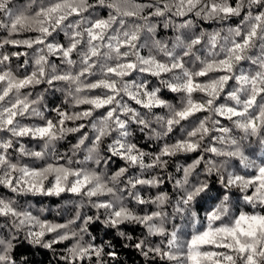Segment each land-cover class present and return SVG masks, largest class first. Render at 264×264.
<instances>
[{"label": "snow or ice", "instance_id": "1", "mask_svg": "<svg viewBox=\"0 0 264 264\" xmlns=\"http://www.w3.org/2000/svg\"><path fill=\"white\" fill-rule=\"evenodd\" d=\"M0 18V186L76 198L57 204L56 216L67 204L74 213L57 221L45 216L51 207L36 215L0 196V264H33L17 255L25 242L56 264H122L112 240L96 242V223L145 264H264V0H0ZM25 32L36 35L14 38ZM57 91L73 108L90 107H52L49 118L44 93ZM33 119L42 123L25 122ZM114 160L123 165L113 171ZM240 200L260 211L240 210Z\"/></svg>", "mask_w": 264, "mask_h": 264}, {"label": "trees", "instance_id": "2", "mask_svg": "<svg viewBox=\"0 0 264 264\" xmlns=\"http://www.w3.org/2000/svg\"><path fill=\"white\" fill-rule=\"evenodd\" d=\"M137 2H139V0H137ZM27 3H28V0H15V5L17 7H22V6L26 5ZM188 18L193 19V17H191V16H189ZM0 19H2V18H0ZM177 19L179 20L181 18H177ZM238 22H239V18H231L228 23H230L231 25L234 26ZM196 23L198 24L199 27L205 28L208 31H215L219 27H221V25L217 22L205 23V22L197 21ZM34 35H36V34L25 32V33H21L19 35H16L14 38L26 39V38H29V37L34 36ZM161 35L166 37L168 35V33L164 32L161 29ZM6 36H7V33L3 29H0V39H3ZM58 39L63 40V35L61 34V36L58 37ZM5 50L10 52V51H16L17 49L12 48L11 46H8ZM19 50L25 51L24 48H20ZM23 59L24 58L22 57L20 59V61H16L15 59L13 60L12 67L14 70H16V64L22 63ZM54 62L58 63V61H54ZM242 67L244 68L245 71H251L252 70V66L249 65L248 63L243 64ZM201 79H204V78H201ZM153 80H154V78H153ZM46 87H47L46 85H41L32 91L35 94H39V93L43 92ZM58 87L66 88L67 86L61 83L58 85ZM88 94L89 95L101 94V90H95L94 92H91ZM44 95H45L46 99L42 102V108L44 105L47 106V108L45 109V115L48 116L49 118L55 119V113L50 111V109L52 107H64L68 111H78V110H82L84 108L90 107L89 105H81V106H79V108H73L71 106V103H68V104L65 103V95L61 91H57L55 93V95H53L51 92L44 93ZM163 96L165 99L169 100V102L173 103V104H175L179 98L176 94L169 93V92H167V90H164ZM201 96H202V94H200V93L194 94V98H197V99H199ZM133 106L137 107V108L139 107L136 105H133ZM100 111H103V110H100ZM154 111H157L159 114H164V110H162V109H156ZM25 122L26 123H42V121H39L38 119H33V120L25 121ZM81 122L82 121H77V123H81ZM222 123L227 124L228 122L222 120ZM69 124L71 126V122H69ZM131 139L134 142L138 143L145 150H148V151L157 150V143L158 142H152L150 144L149 141L144 139L143 136L138 132H134ZM21 142L24 143L29 148L39 150V146H40L39 141L31 140L30 138H24ZM74 142H75V137L70 136V137L66 138L64 141L58 142L57 150L60 153H65L71 147V144ZM246 151H247V149H246ZM256 158L258 160L261 158H264L261 156L259 150H257V152H256ZM23 162H27L33 166L39 165L41 163L39 161H36L33 163V161L29 160L28 158H24ZM182 162H183V160H182ZM122 165H123L122 161L114 160L111 167H112V170L114 171ZM246 171H248V170H245L243 168L240 169L241 173H244ZM165 190L170 191L171 186L168 185L165 188ZM155 191H156L155 189H152L150 192L145 191L144 195L146 197L149 195H153V194H155ZM0 196L4 197L6 199L9 197L16 199L17 203L19 205L29 208L30 210L33 211V214H36V215H39V212H38L39 208L51 207L54 211L51 214L45 213V216L49 220L55 219L57 221H62V219L71 218V216L74 214L71 211L73 206L71 204H67V207L70 209V211L65 213L63 218L55 215V208H56L57 204H59L63 208L66 205V201L76 199V198L70 197V196H65L63 199L55 198V197H41V196H31V195L17 197V196H15V194L9 192L6 188H4L2 186H0ZM205 207H208V205H205ZM238 207L240 208V210H244V211H248V212L260 211V209H252L251 206L245 205L242 200L239 201ZM92 211L94 212V210H92ZM89 214H91V212ZM232 214L233 215L237 214L236 207H234L232 209ZM201 215H203V211H201ZM2 222L3 221L0 220V223H2ZM125 228H126V231L129 234L134 235V237L139 236L140 231H141L139 227H135V226H125ZM91 231L97 237V240H96L97 243H99L100 241L105 240V239H109V240L113 241V243L117 246L116 250L120 253V260H121L122 264H145L143 258L140 257L139 254L135 250H133L131 248H127V249L124 248L123 244L125 243V241L121 240L118 237H116L114 239L115 233L110 231V230L104 229L103 225L96 223L92 227ZM188 231H192V230L188 229ZM155 239L157 240V242L159 241V238H155ZM60 248H63V246H60ZM206 250H211V249H206ZM20 254L28 256L29 259L33 261V264H49L50 260L52 261V264H56V257H54L51 252H47L46 250H42V249L32 248L31 246L27 245L26 242L21 247L17 248V255L19 256Z\"/></svg>", "mask_w": 264, "mask_h": 264}]
</instances>
